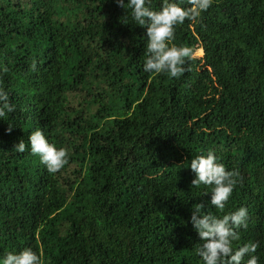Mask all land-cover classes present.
Instances as JSON below:
<instances>
[{
  "label": "trees",
  "instance_id": "obj_1",
  "mask_svg": "<svg viewBox=\"0 0 264 264\" xmlns=\"http://www.w3.org/2000/svg\"><path fill=\"white\" fill-rule=\"evenodd\" d=\"M172 43L203 53L178 79L143 71L146 28L114 0H0V87L15 104L0 118V256L31 247L42 264H202L175 222L193 232L203 204L218 216L246 207L233 246L255 242L264 264V0H212ZM35 128L69 151L55 174L30 152ZM209 150L239 174L222 211L210 186L191 184V160ZM139 195L156 207L136 208Z\"/></svg>",
  "mask_w": 264,
  "mask_h": 264
},
{
  "label": "clouds",
  "instance_id": "obj_2",
  "mask_svg": "<svg viewBox=\"0 0 264 264\" xmlns=\"http://www.w3.org/2000/svg\"><path fill=\"white\" fill-rule=\"evenodd\" d=\"M114 2L118 7L130 10L131 20L136 25L146 28L145 73L166 74L169 78L178 79L190 71L185 65L192 59L193 50L189 46L172 43L176 26L185 20L196 21L209 9L212 0H187V7L182 6L184 0H160L159 10L153 9L152 0ZM14 111L15 104L10 103L8 92L0 87V118ZM11 130L9 126L6 132ZM28 142L31 154L39 157L40 163L49 173L59 172L68 163V149L50 143L40 128L30 132ZM13 150L23 153L24 140L14 145ZM190 168L195 174L192 186H210L208 203L222 211L237 183L238 172L226 170L212 150L195 156L190 162ZM203 208V204H195L189 221L200 239L195 252L202 264H258V256L255 254L258 245L255 242L233 246V242L240 238L238 229L247 227V208L241 206L222 216L202 211ZM0 264H42V257L31 247H26L0 256Z\"/></svg>",
  "mask_w": 264,
  "mask_h": 264
},
{
  "label": "rangeland",
  "instance_id": "obj_3",
  "mask_svg": "<svg viewBox=\"0 0 264 264\" xmlns=\"http://www.w3.org/2000/svg\"><path fill=\"white\" fill-rule=\"evenodd\" d=\"M202 51L201 49H196L194 52H193V57L195 59H201L202 58ZM203 65V62L201 61L198 65L197 68H200L202 67ZM204 68L202 67V70ZM218 96H215L214 99L215 100H218ZM188 125H190V123H188ZM140 170H143L144 167H141L139 168ZM156 178V176L153 177V179ZM140 179H142L143 181V184L142 186H145L147 181L149 179H151L150 176H147V175H141L140 176ZM180 183H182V185H184V183L181 181ZM146 198L143 197V195H139L137 198H136V201L134 202V205L136 208H140V209H147L148 211L151 209V207H156L157 205V202L155 200H145ZM175 206V205H173ZM163 211H165L163 209ZM155 213L158 214L159 216V223L162 224V221L163 219L165 220V217L163 216L162 214V210H155ZM176 223V226H177V229H176V234H175V238L178 240V241H181L182 243H185L186 245H188L187 243L191 244V245H194V249L195 247L197 246V244L200 243V239L196 233V231L194 230L193 232H190L188 231L187 227L185 226V222L183 220H178L175 222ZM165 226V225H164ZM166 227V226H165ZM167 228V227H166ZM164 227L161 226V229L162 231H164V229H166ZM169 230H171V228H168ZM248 229V226L246 228H240L238 229V232H239V235H241V233L247 231Z\"/></svg>",
  "mask_w": 264,
  "mask_h": 264
}]
</instances>
